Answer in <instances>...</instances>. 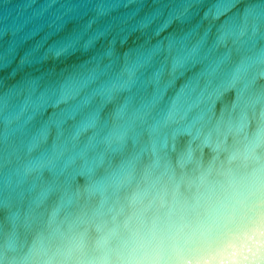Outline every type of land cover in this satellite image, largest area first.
Segmentation results:
<instances>
[{
	"label": "clouds",
	"instance_id": "obj_1",
	"mask_svg": "<svg viewBox=\"0 0 264 264\" xmlns=\"http://www.w3.org/2000/svg\"><path fill=\"white\" fill-rule=\"evenodd\" d=\"M133 3L0 57V264H264V0Z\"/></svg>",
	"mask_w": 264,
	"mask_h": 264
},
{
	"label": "water",
	"instance_id": "obj_2",
	"mask_svg": "<svg viewBox=\"0 0 264 264\" xmlns=\"http://www.w3.org/2000/svg\"><path fill=\"white\" fill-rule=\"evenodd\" d=\"M2 2L3 0H0V3ZM109 2L115 3L116 0H92L93 7L88 8L82 6L87 3V0H9L6 6L0 7V57L8 58V63L3 67L7 70L15 64L21 45L27 49L26 54L33 52L37 54L41 70L48 67L46 58L52 55L58 56L60 48L65 43L76 41L84 43L89 40L91 31L88 27L89 13L95 12L94 5H104ZM120 2L124 3L127 0H120ZM151 2L153 0H143L139 8L133 3V6L127 9H114L112 12L116 17L115 20L100 17L96 21L101 24L100 30L93 33L92 37L97 38L102 32L104 45H106L111 35L109 30L119 22L128 25L125 31L130 32L131 35L125 38V42H132V36L137 35L141 22L150 26L161 11H167L166 7L148 8ZM155 2L159 3V0ZM169 2L179 8L176 0H169ZM163 31H167V28H163ZM151 34V31L147 33L149 36ZM144 39V36H139L135 43L138 44ZM96 45L101 46L98 38ZM79 58L77 56V59Z\"/></svg>",
	"mask_w": 264,
	"mask_h": 264
}]
</instances>
